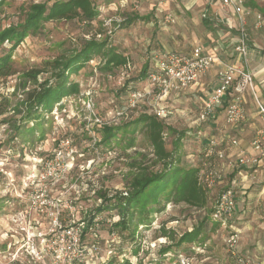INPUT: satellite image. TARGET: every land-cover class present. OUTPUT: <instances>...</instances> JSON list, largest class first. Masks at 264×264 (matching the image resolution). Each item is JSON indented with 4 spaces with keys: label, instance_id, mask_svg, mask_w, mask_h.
<instances>
[{
    "label": "rangeland",
    "instance_id": "1",
    "mask_svg": "<svg viewBox=\"0 0 264 264\" xmlns=\"http://www.w3.org/2000/svg\"><path fill=\"white\" fill-rule=\"evenodd\" d=\"M217 1L91 0L98 15L88 26L77 18L45 21L14 49L8 41L0 45V57L10 55L13 73L0 77V97L8 98L11 106L23 99L21 88L13 92L15 87L21 86L22 73L39 69L42 72L38 75V83L50 79L51 62L71 55L83 41L92 37L106 39L108 47L127 58L124 66L102 70L103 62L95 57L76 74L70 75L68 81L78 84L77 92L63 97L51 109L39 108L28 118L12 111L0 117V264L50 263L48 256L44 255L42 259L38 256L40 250L48 251L49 240L53 239L50 220L46 213L31 209L29 197L31 193L39 195L40 188L44 189L49 200L58 198L57 202L62 205L60 220L63 225L69 220H74L77 225L84 222L80 227L82 243H95L103 259L95 264L106 263L104 258L106 261L116 258L118 262L128 259L130 264H177L178 255L188 257L192 264H234L232 254L224 244L231 231H239L234 249L236 255L245 257L250 264L264 261V178L245 174L248 170L244 171L247 168L242 167L230 173L224 164L218 162L215 165L225 174V179L236 181V204L229 229L210 219L203 225L199 237L206 240L204 246L194 244L190 249H174L175 254L167 251L158 256L160 248L170 244L163 233L170 231L178 236L199 224L208 212L183 203L174 205L167 197L171 186L158 195V203L151 202V199L147 202L149 208L163 205L161 210L153 209L149 216L147 213L140 216L136 209L134 222L127 224L126 229L114 227L112 232L117 242L111 243L109 239L111 224L119 218L115 209L96 214L88 231L82 232L91 214L104 204L100 194L106 197L118 192L122 194L134 176L150 175L162 169L148 145L142 124H136L141 115L152 112L143 103L136 108L129 107L126 100L129 92L150 88L145 79H140V74L144 66L152 69L151 54L190 53L196 45L205 49L217 46L219 56H216L221 63L233 62L229 54H232L234 45H221L219 35L209 34L204 26L208 21L202 20L205 3L211 9L210 5ZM254 1L259 9L264 7V0ZM42 2L50 6L53 0H5L0 7V32L21 22L29 5ZM243 3L247 11L253 9L249 0H243ZM220 5L217 9H226L227 13L228 9ZM133 16L140 19H134L129 25L123 24L124 19ZM166 16L172 21L166 22ZM234 20L241 28L235 17ZM210 23L216 30L226 27L217 22ZM242 28L245 33L260 37L264 45V24L255 27L251 13L244 17ZM217 63L219 61L211 68ZM246 64L248 66V57ZM211 68L196 88L172 92L155 103L171 113L162 119L169 128L164 130L162 138L165 149L173 153L174 163L179 167L196 166L202 162V143L208 136L222 137V148L233 158L247 153L255 130L261 126L257 115L253 119L246 116V120L237 126L229 125L223 112H219L220 118L198 122L199 108L216 84V69ZM30 88L27 85L26 89ZM20 109L24 111L23 106ZM104 126L115 131L113 137L104 138ZM229 139H236L237 144L231 146ZM49 162L55 173L62 174V179L55 184L49 179L38 180L45 173L44 164ZM221 190V186H216L209 192L211 201ZM65 201L73 205L72 212ZM24 211H27V218L23 221L20 213ZM139 217L144 220L137 222ZM137 224L136 237L131 240Z\"/></svg>",
    "mask_w": 264,
    "mask_h": 264
},
{
    "label": "built area",
    "instance_id": "2",
    "mask_svg": "<svg viewBox=\"0 0 264 264\" xmlns=\"http://www.w3.org/2000/svg\"><path fill=\"white\" fill-rule=\"evenodd\" d=\"M219 1L224 7L232 9V14L241 26L239 31L242 34L244 32L242 28L244 17L250 14L244 8L243 0ZM254 19L255 27L258 28L264 24V14L257 13L254 15ZM165 21L170 22L172 20L170 16H166ZM232 50L239 56V59L234 63L225 64H222L216 55L203 53L201 47H195L190 54L153 52L150 58L152 69L145 79L150 88L143 91H131L126 99L129 107L136 108L139 103L146 104L153 115L163 119L171 113L166 111L165 107L155 105V103L164 100L172 92L179 93L193 88V86L196 87L211 66L219 61L221 69L217 74V83L210 96L203 101L199 108L198 122L201 124L212 119L215 120L217 114L223 112L226 123L237 126L246 120L244 93L250 92L261 126L255 130L249 151L233 158L222 148L223 139L208 136L203 139L204 142L202 143L201 155L203 160L198 173V182L209 192L216 186L222 187L215 198L211 218L221 227L228 229L231 227L230 223L234 215L237 185L234 179L226 180L225 174L215 164L217 162L224 164L230 173L235 171L237 167L247 169L264 167V104L256 95L254 76L246 68L249 48L245 41L241 40ZM121 76L124 79V73L121 72ZM155 91L157 93H154ZM229 144L235 146L237 140L229 139ZM44 168L45 173L40 175L38 180L49 179L52 184H55L62 179L61 172L55 173L51 162L45 163ZM38 190L41 191L39 195L34 196L32 193L29 195L33 206L31 209L37 213L48 215L50 233L53 236V239L49 240L48 251L40 250L38 256L41 259L44 255L48 256L49 264H95V261L103 260L95 243L91 245L82 243V229L80 230V227L83 226L84 222L77 225L74 220H69L67 225H63L60 220L62 205L57 202L58 198L49 200L43 188ZM38 190H35V193ZM122 195L125 196L126 192H123ZM65 205L72 212L73 205L71 206L68 201H65ZM20 218L24 221L27 218V211L21 212ZM109 239L111 243L117 242L114 232L110 233ZM27 240L30 241V238L27 237ZM238 240L239 231H231L224 239L225 247L232 254L234 264H250V261L245 257L234 253ZM41 241H44L43 238ZM110 256V251H108V257ZM105 261L106 258L103 262ZM176 262L177 264H192L189 258L183 255L176 256ZM254 264H264V261Z\"/></svg>",
    "mask_w": 264,
    "mask_h": 264
},
{
    "label": "trees",
    "instance_id": "3",
    "mask_svg": "<svg viewBox=\"0 0 264 264\" xmlns=\"http://www.w3.org/2000/svg\"><path fill=\"white\" fill-rule=\"evenodd\" d=\"M4 2L5 0H0V7ZM97 15V10L91 0H53L50 6L45 2L33 3L28 6L24 19L21 22L16 25H10L0 32V45L8 41L12 43L11 48L14 49L29 33L36 32L41 22L54 20L67 21L77 18L88 26L96 19ZM136 18L135 16L127 17L124 19L123 24L129 25ZM95 57L100 58L103 62L102 70H112L127 64V58L118 53L114 48L108 47L106 39L98 40L92 37L89 40L83 41L79 48L75 49L71 55L56 58L51 62L49 71L51 73L50 79L53 78L52 82L48 78L38 83V75L42 72L39 69H30L22 73L21 78L23 81L21 82V86L15 87L13 92L15 93L21 88L23 90V99L16 105H13V107L8 98L0 97V117L12 111L16 114L22 113V116L28 118L29 114H32V112H35L39 108L51 109L53 104L60 101L63 97L77 92L78 84L68 81L70 75L76 74L86 63ZM9 60V54L0 57L1 78L13 74L10 70ZM147 69L148 67L144 66L140 79H146L151 67L148 71ZM27 85H30L31 88L26 89ZM21 106L24 107V111H21ZM137 122L142 124L144 136L152 149L154 158L162 164V169L150 175L145 174L131 178L125 196L119 192L111 197L100 194L104 199V204L102 203L96 208L95 213L91 214L82 232L86 233L88 231L96 214L113 209L117 211V218H119L115 224H111L110 233H112L114 227L126 229L127 224L134 222V212L136 209L139 211L140 216H145V213L149 216V214L153 213V209L161 210L160 208L163 205L159 204L158 208H149L147 207V202L151 199V202L158 203V195L166 192L168 187L171 186L167 191V197L174 205L183 203L196 209L208 210V212L199 224L178 236H175L170 231L169 233H163V236L169 239L170 244L160 248L158 256L161 257L167 251L175 254L174 249L176 251L181 249L186 250L190 249L194 244L204 246L206 240L199 237L203 225L209 219L213 223L216 222L211 218L215 199L211 201L209 190L203 188L198 182V173L202 167V162L200 161L196 166L179 167V165L174 163L173 153L167 151L164 146L162 134L165 129H169L164 121L150 113V115H141L136 120V124H138ZM102 130L105 133L104 138L109 139L114 136L115 131L110 127L104 126ZM143 220L139 217L137 222ZM136 226L138 224L134 227L131 240H134L136 237ZM105 262L104 264H130L128 259L118 262L116 258Z\"/></svg>",
    "mask_w": 264,
    "mask_h": 264
},
{
    "label": "crops",
    "instance_id": "4",
    "mask_svg": "<svg viewBox=\"0 0 264 264\" xmlns=\"http://www.w3.org/2000/svg\"><path fill=\"white\" fill-rule=\"evenodd\" d=\"M201 2H203V1H201ZM249 2L251 3V7L254 9V10L248 9L253 18H254V15H256L257 13L264 14V7L262 9H259V5L254 0H249ZM217 5H220L219 0L210 5L211 9H209V7H208L209 5L207 3H205V10H203V13H202V20H205V21L207 20L208 24H205L204 26H205V28H207L206 30L209 34L211 32L212 33L214 32V34H216V36L219 35L221 45L225 44V46L226 45L230 46L231 44H233L235 46L241 40L245 41V43L247 44V46L249 48L248 56H247L248 57L247 68L250 71V73L253 74V76H254V87H255L256 95H257L258 99L264 104V45L262 43V39L260 37L256 36L254 33L243 32L241 34V32L239 31V28L237 27L236 22L234 20L235 16L232 14V9L227 8L228 9L227 13H225L226 11H224V10H226V9H224V10L221 9L224 12H222L221 10L219 11V9H217V7H218ZM208 11H210L211 14L208 13ZM228 14H230V15L228 16ZM231 15L233 16V18L231 17ZM137 18L140 19V17H137ZM142 18L144 19V17H142ZM235 19L237 21L236 17H235ZM210 21L217 22V24H223L226 27L220 28L219 30H216L215 28L212 27V24L210 23ZM221 29H223V30H221ZM207 36H209V35L207 34ZM208 38L211 41H213L212 38H210V36ZM213 38L216 39L215 36ZM195 47H201L203 53H205V54H212V55L219 56L217 46H213V48H211V49L210 48L205 49L203 46H200V45H196ZM195 47H193L192 50ZM231 51H233V50H231ZM190 53H184V54H190ZM229 56L234 58V59L232 58V61H233L232 63H234L236 60L239 59V56L234 51L232 52V54L230 53ZM213 68H214V70L216 69V71L214 73H215V81L217 83V74L221 69V63L215 64L214 67H212L211 69H213ZM203 84H204V81L202 80V85ZM215 85L216 84H214L213 87H215ZM212 90H213V88H212ZM212 90L210 92H212ZM244 98H245V103H244L245 117L251 116V118L253 119L257 115L256 106H255L253 97L250 94V92L246 91V93L244 94ZM220 113L217 114V117L219 115H221ZM218 118H220V117H218ZM211 126H214V125L211 124ZM253 130L254 129H252V131ZM219 138L221 139L222 137H219ZM245 170H248V171H245ZM244 171H245V174L249 173L251 175L253 174L254 176L258 175L259 178L260 177L264 178V167H260L257 169H244Z\"/></svg>",
    "mask_w": 264,
    "mask_h": 264
}]
</instances>
